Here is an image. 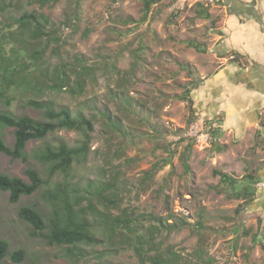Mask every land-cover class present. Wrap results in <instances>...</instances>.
I'll use <instances>...</instances> for the list:
<instances>
[{
  "label": "rangeland",
  "instance_id": "obj_1",
  "mask_svg": "<svg viewBox=\"0 0 264 264\" xmlns=\"http://www.w3.org/2000/svg\"><path fill=\"white\" fill-rule=\"evenodd\" d=\"M173 4L152 5L144 17L143 0L0 2V113L44 120L43 110L28 106L34 101L66 107L93 126L89 152L68 174L50 175V164L36 154L59 142L77 147L83 139L78 131L29 141L25 162L0 154L1 174L28 183L24 171L31 168L43 181L15 204L0 191V239L9 245L3 264H140L135 233L143 235L150 256L173 264H264V189L257 188L256 198L245 206L214 174L225 168L217 164L211 145L188 149L170 141L190 121L189 103L181 98L187 83L202 75L201 52L217 39L219 28L194 2ZM25 13L48 20H41L45 35L38 40L17 28L15 20ZM34 51L43 52L41 58ZM75 58L93 73L83 95L46 87L51 74ZM7 66L23 69L20 75L31 72L30 85L8 86L15 78ZM0 139L12 146L13 129L0 128ZM247 175L231 174L239 180L236 190L249 185ZM57 189L71 203L82 197L81 207L94 204L97 212L88 221L96 243L72 251L51 246L19 218L23 206L45 217L60 208L52 198ZM124 216L133 232L105 231ZM17 250L23 259L13 262L10 254Z\"/></svg>",
  "mask_w": 264,
  "mask_h": 264
},
{
  "label": "trees",
  "instance_id": "obj_2",
  "mask_svg": "<svg viewBox=\"0 0 264 264\" xmlns=\"http://www.w3.org/2000/svg\"><path fill=\"white\" fill-rule=\"evenodd\" d=\"M2 1L0 0V2ZM34 1L39 2L41 6L46 3V0ZM158 1L143 0L144 17L147 15L150 7ZM41 20L44 23L48 22L42 15L25 13L15 20V23L17 28L22 30V32H31L34 39L38 40L42 35H45L43 30L45 27L41 23ZM34 52L41 58L43 52ZM9 62L10 59H7V63ZM181 65L184 67L183 64ZM21 70L23 69H15L13 71L10 66H7V73H10L11 78H15V81L7 83L8 86L14 85L15 87H19L21 85H30L31 72L20 75ZM92 78L93 73L91 69L86 67L83 61L75 58L74 63H69L56 69L45 85L51 91L61 92L66 90L72 96H81L85 91L87 81ZM8 79L9 77H7ZM195 88L194 81L188 82L185 87V94L181 98V100L189 103L190 121L195 117L191 99V92ZM28 106L43 110L44 120H34L27 116L14 117L8 113H0V128L13 129L14 137L12 146H7L0 139V154H4L13 160L18 159L25 162V147L29 141H45L48 135L60 130L78 131L82 134L83 139L77 147L71 148L66 143L59 142L56 147L46 145L43 150H40L36 154L38 160L50 164V175H54L57 172L68 174L72 170L73 164L84 159L90 150L91 132L93 131L91 121L82 115L73 117L72 112L66 107L55 109L45 103L34 101H29ZM214 132L216 133L217 131L211 132L209 145H212V139L215 138L213 136ZM193 145H195L194 142H188L186 147L190 149ZM24 173L29 180L28 183L18 177H10L0 173V191L9 193V201L12 204L17 203L23 196L28 197L32 195L43 184L40 175L35 170L27 168ZM214 174L219 177L220 183L225 185L227 190L235 195L236 199L244 200L245 206L256 198L257 184H259L258 177L248 174L246 177L249 180V185L236 190V184L239 182L238 179L221 171H215ZM52 198L59 201L61 207L55 208L47 217L33 206H23L19 209L18 216L32 227V235L43 237L48 245L66 246L71 251L80 244L96 243L95 234L88 221V215L96 211L94 204L89 202L86 207H81L82 197H75L74 202L71 203L68 195L62 189H57L52 194ZM197 225L200 226V223L198 222ZM118 228L133 232L127 216L115 218L110 225H106L105 231L113 235L117 232ZM44 232L46 233L44 234ZM135 234L136 245L134 249L140 264H173L169 259H165L160 255L150 256L148 249L144 248V245L147 246L148 244L144 242L143 235ZM8 251V243L0 239V264H3V259L8 255ZM23 255L22 250L13 251L10 254V259L13 262H20L23 259ZM177 257L179 258V256ZM174 261L176 263V260Z\"/></svg>",
  "mask_w": 264,
  "mask_h": 264
},
{
  "label": "crops",
  "instance_id": "obj_3",
  "mask_svg": "<svg viewBox=\"0 0 264 264\" xmlns=\"http://www.w3.org/2000/svg\"><path fill=\"white\" fill-rule=\"evenodd\" d=\"M173 0H159L153 5ZM192 1L206 9L203 18L217 21V39L203 48L202 75L193 80L195 116L209 122L217 164L228 174H252L264 189V0ZM200 68V67H199ZM211 141V140H210ZM210 144V143H209ZM187 145V144H186ZM248 170H245V168ZM246 172V173H245Z\"/></svg>",
  "mask_w": 264,
  "mask_h": 264
},
{
  "label": "built area",
  "instance_id": "obj_4",
  "mask_svg": "<svg viewBox=\"0 0 264 264\" xmlns=\"http://www.w3.org/2000/svg\"><path fill=\"white\" fill-rule=\"evenodd\" d=\"M209 5H217L220 0H204ZM212 126L201 116H195L181 131L171 135L170 141L173 144L194 142L195 144L209 145L211 140ZM263 187V184H257Z\"/></svg>",
  "mask_w": 264,
  "mask_h": 264
}]
</instances>
